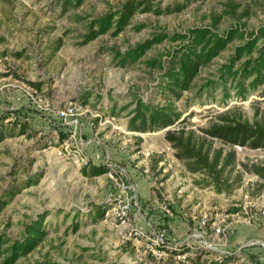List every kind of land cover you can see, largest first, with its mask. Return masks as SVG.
I'll return each mask as SVG.
<instances>
[{"label":"rangeland","instance_id":"obj_1","mask_svg":"<svg viewBox=\"0 0 264 264\" xmlns=\"http://www.w3.org/2000/svg\"><path fill=\"white\" fill-rule=\"evenodd\" d=\"M60 1L0 0V124L27 127L23 134L0 141V192L22 183L0 209V234L21 238L25 226L38 217L46 229L39 244L14 264H207L216 256L263 261L264 180L247 169L264 166V149L211 139L213 147L234 151V166L220 174L216 167L191 176L167 140L179 128L204 137L202 129L225 111L240 112L249 123L264 119L261 88L245 100L230 95L225 102L219 90L212 92L213 98L183 92L174 101L183 118L180 124L131 133L124 127L131 106L120 107L132 95L152 104L163 101L157 90L159 71L145 61L163 59L179 41L164 38L125 68L112 65L111 51L123 52L161 33L183 34L194 26L212 27L219 34L236 26L244 35H253L264 29V0H191L178 12H136L117 35L101 34L84 44L80 43L86 23L118 10L126 0H83L63 13ZM144 1L164 8L181 0ZM228 2L238 7L233 14H222ZM57 42V50L49 54ZM237 44L239 40L228 43L199 71L195 84L215 78ZM84 92L86 104L81 101ZM111 105L118 116L102 114ZM71 106L74 117L58 115ZM158 157L170 160L167 171L158 169ZM82 161L105 164L110 171L87 178L79 172ZM125 196L135 204L126 219H117L115 211ZM197 200H204L210 215L236 212L226 220L220 245L178 258L150 252L143 235L162 232L169 242L179 241L191 231L187 213ZM103 204H108L109 216L91 220L94 207ZM244 211L249 220L237 221ZM73 221H78L75 231L70 228Z\"/></svg>","mask_w":264,"mask_h":264},{"label":"trees","instance_id":"obj_2","mask_svg":"<svg viewBox=\"0 0 264 264\" xmlns=\"http://www.w3.org/2000/svg\"><path fill=\"white\" fill-rule=\"evenodd\" d=\"M247 1V0H242ZM83 0H61L59 2L61 12L70 8H76ZM191 0H181L179 3L165 6L164 8H153L144 0H126L116 11L107 12L100 17L88 21L85 25L86 32L82 35L80 44H84L98 35L108 33L117 35L129 23L130 17L136 12L151 11L155 14H168L178 12L185 8ZM222 14H233L238 7L237 2H228ZM246 10L238 13L245 14ZM219 16L216 18L218 19ZM246 37V38H245ZM164 38L178 40V44L166 52L164 58H152L145 61L148 68L159 71L157 90L162 94L163 101L152 104L142 98L132 95L130 101L121 106L120 110L127 106L131 108L127 112L124 127L133 133H150L160 131L166 127L180 124L181 112L174 105L183 92H190V97L213 98L212 92L219 90L221 102H225L231 96L238 100H245L249 94L260 89V96H264V29H259L255 34L244 35L243 31L236 27H230L223 34H219L212 27L194 26L187 29L183 34L175 33L170 36L161 33L154 35L151 39L136 43L123 52L111 51L112 65L120 68L130 67L137 63L140 57L155 43ZM233 40H239V44L233 46L232 53L226 62L221 63L217 69L215 78H206L201 84H195L194 80L202 68L208 66L223 51L227 44ZM58 42L52 45L49 54L57 50ZM4 54V53H2ZM19 56L18 52L13 53ZM37 88V84H32ZM47 94V93H46ZM81 100L86 104L87 93H83ZM193 98H188L190 101ZM193 101H191L192 103ZM187 104L189 101L187 100ZM114 105L102 114L112 117L118 116L114 111ZM26 125H1L0 141L6 136L23 134ZM204 137H195L190 130L179 128L175 133L169 134L167 140L174 149V155L181 161L189 173L211 172L217 167L220 174L227 168L234 166L235 153L232 149L223 151L221 147H213L211 139H217L228 145H238L250 149H264V119L249 123L240 112L225 111L216 115L215 120L202 129ZM28 135V134H26ZM137 140L139 137L137 136ZM158 157L157 160H160ZM249 172L264 180V166L251 165ZM110 171L105 164H91L86 161L79 167L81 175L89 178ZM213 173V172H212ZM236 180V179H235ZM28 184L35 182L28 180ZM208 184V181H204ZM22 184V183H21ZM20 184V185H21ZM19 186H10L0 192V209L10 201L12 196L19 190ZM108 204L100 207L95 206L91 220L103 217ZM232 211L235 209H231ZM78 227V221L70 225L72 231ZM46 235V229L41 224V217L27 224L21 238L9 239L0 234V264H14V262L32 251ZM164 249L163 247H159ZM170 254L182 252V250H168ZM232 256H224L220 261L212 260L207 264H228Z\"/></svg>","mask_w":264,"mask_h":264},{"label":"built area","instance_id":"obj_3","mask_svg":"<svg viewBox=\"0 0 264 264\" xmlns=\"http://www.w3.org/2000/svg\"><path fill=\"white\" fill-rule=\"evenodd\" d=\"M28 95V94H27ZM58 115L65 119L71 118L75 116V111L73 107H65L59 111H57ZM95 115H98L95 113ZM133 133V132H131ZM85 163L82 161V164ZM159 167L162 171H167L168 168L171 167L170 160L167 158H161L159 161ZM163 166V167H162ZM157 169V170H158ZM188 172V171H187ZM189 173V172H188ZM195 173H190L191 176H194ZM182 191V187H178L175 191L176 196L179 197ZM135 199L132 197H124L123 201L120 203L118 209L115 211V215L117 219H126L128 214L130 213V209L133 204H135ZM201 204V205H200ZM199 206V207H198ZM110 209V208H109ZM105 217L109 216L108 209L104 213ZM245 216L238 217L236 216L237 221L247 222L249 220V215L246 211L243 212ZM188 218L192 222V228L189 233H186L179 241L169 242L165 239L162 232L155 233L152 237H147L143 235L142 239L145 244L148 246L150 252L159 253L164 256H169L172 258H178L180 256H184L187 254H195L196 249H202L203 252H206L215 247V245H220L221 236L224 235L226 220L230 217L236 215V212H214V214L210 215L209 206L205 205L204 200H197L193 203L191 208L188 210ZM142 236V235H141ZM159 247H163L168 250H182V252H176L174 254H170L168 251L164 249H160ZM241 247V246H239ZM224 256H216L213 260H221ZM228 262V264H264V261H256V263L242 262V259L239 261Z\"/></svg>","mask_w":264,"mask_h":264},{"label":"crops","instance_id":"obj_4","mask_svg":"<svg viewBox=\"0 0 264 264\" xmlns=\"http://www.w3.org/2000/svg\"><path fill=\"white\" fill-rule=\"evenodd\" d=\"M261 260H263V261H264V258H262Z\"/></svg>","mask_w":264,"mask_h":264}]
</instances>
